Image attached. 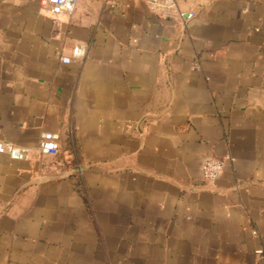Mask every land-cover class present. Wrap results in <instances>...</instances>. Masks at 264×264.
<instances>
[{
	"label": "crops",
	"instance_id": "crops-1",
	"mask_svg": "<svg viewBox=\"0 0 264 264\" xmlns=\"http://www.w3.org/2000/svg\"><path fill=\"white\" fill-rule=\"evenodd\" d=\"M0 142V264H264V0H0Z\"/></svg>",
	"mask_w": 264,
	"mask_h": 264
},
{
	"label": "built area",
	"instance_id": "built-area-1",
	"mask_svg": "<svg viewBox=\"0 0 264 264\" xmlns=\"http://www.w3.org/2000/svg\"><path fill=\"white\" fill-rule=\"evenodd\" d=\"M43 4L49 5L54 13L67 12L72 13L76 8L78 0H42ZM193 14H188V17H192ZM82 54L81 46H75L72 49V57H78ZM64 63H69L71 61L70 57H62ZM58 136L53 132H45L42 135L40 142V148L42 152L56 154L58 151L57 146ZM0 152L7 153L12 159L22 160L27 156L21 148H18L9 142H0ZM225 165L224 159L208 158L204 160L202 164V174L206 180H215Z\"/></svg>",
	"mask_w": 264,
	"mask_h": 264
}]
</instances>
